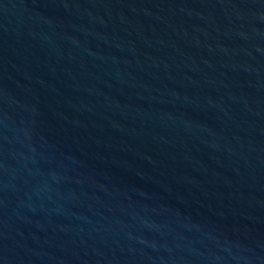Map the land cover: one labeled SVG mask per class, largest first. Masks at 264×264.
Segmentation results:
<instances>
[{
  "label": "water",
  "instance_id": "95a60500",
  "mask_svg": "<svg viewBox=\"0 0 264 264\" xmlns=\"http://www.w3.org/2000/svg\"><path fill=\"white\" fill-rule=\"evenodd\" d=\"M0 264H264V0H0Z\"/></svg>",
  "mask_w": 264,
  "mask_h": 264
}]
</instances>
